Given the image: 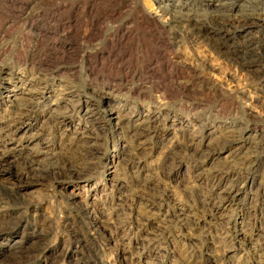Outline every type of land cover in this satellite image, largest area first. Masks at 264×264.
<instances>
[{"label":"rangeland","instance_id":"rangeland-1","mask_svg":"<svg viewBox=\"0 0 264 264\" xmlns=\"http://www.w3.org/2000/svg\"><path fill=\"white\" fill-rule=\"evenodd\" d=\"M159 2L0 0V264H264V24L175 46Z\"/></svg>","mask_w":264,"mask_h":264},{"label":"bare ground","instance_id":"bare-ground-1","mask_svg":"<svg viewBox=\"0 0 264 264\" xmlns=\"http://www.w3.org/2000/svg\"><path fill=\"white\" fill-rule=\"evenodd\" d=\"M126 1L127 0H37L39 6H50V9L47 12L43 11L45 14H40L41 11L38 12V17L42 21L49 19L59 25H64V27H66L67 29H74L75 27H78L79 23L78 19L76 18L77 14H87L88 17L92 18L94 21L96 20L95 22L93 21V24L91 26V29L93 27V31L95 34L97 33V22L102 21V19L106 17H108L107 19H110V16H114L116 14L118 7ZM191 1L194 0H186V2L184 3H180L181 1L178 2L177 0H169V2L164 5L159 2L160 5L158 9L163 15H167L169 17V22L166 26V30L165 28H163V30H165L164 33H166L165 36L167 38H165L170 39L172 41V45L174 44L175 46H179V44L183 43L184 38L180 34L183 32H187L193 36L192 38H194V40H201V42L209 43L213 41L215 44H210L214 45L216 50L218 46L217 42L214 39H232V37L244 36V32L248 28L255 26L257 22H261L262 25L264 24V0H254L251 4L252 9L248 15H242V13L237 10L238 5L236 0H229L227 3L224 2V4H222L221 0H216L213 3H210V5L205 6H211L214 9L215 7L223 6L227 9L225 15H221L217 12H205L202 15L195 14L194 12H192L189 3H187ZM254 2L257 3L254 4ZM29 6V3H20V8L22 10L26 9ZM98 7L102 9V12L100 14H97L96 12V8ZM66 15H68L67 18H65ZM156 23L157 22H155L152 26H157ZM161 27L162 26H158L156 29H161ZM163 37L164 36H162L161 38L166 44V39ZM177 38H179V40H177ZM91 39V37L88 38V41H90ZM110 39L113 38L110 37ZM221 43H223V41H221ZM253 46L254 47L249 51L241 53H244L243 55H245V57H247L248 59H258L259 61H264V44H253Z\"/></svg>","mask_w":264,"mask_h":264}]
</instances>
